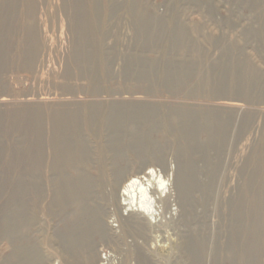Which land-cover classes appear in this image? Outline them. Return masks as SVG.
<instances>
[{"label": "rangeland", "instance_id": "1", "mask_svg": "<svg viewBox=\"0 0 264 264\" xmlns=\"http://www.w3.org/2000/svg\"><path fill=\"white\" fill-rule=\"evenodd\" d=\"M137 149L178 167L200 214L140 250L105 242L119 223L97 212L114 155ZM212 209L215 244L187 261L175 245L205 243ZM23 245L264 264V0H0V261Z\"/></svg>", "mask_w": 264, "mask_h": 264}, {"label": "bare ground", "instance_id": "2", "mask_svg": "<svg viewBox=\"0 0 264 264\" xmlns=\"http://www.w3.org/2000/svg\"><path fill=\"white\" fill-rule=\"evenodd\" d=\"M149 154L151 152L145 149L132 150L130 153L118 150L114 158L126 160L127 157V164L120 168L115 164L117 161L113 162L103 183L105 191L102 199L105 206L97 211L98 217L102 221L107 215L112 214L111 216L117 219L119 227L118 230L113 227L108 229L106 225L101 224V237L115 247L127 245L134 250H140L149 247L152 242L153 246L161 238L156 234H164L168 228H172L171 225L175 228L181 227L189 222L194 214L200 216L196 210L194 211L195 206L191 203L192 188L189 181L180 177L178 167L166 156L155 159L150 158L152 156ZM199 185V192H202L201 188L204 186L201 183ZM209 212L210 215L207 217L209 233L205 243L196 235L192 239L183 238L175 245L186 260L192 263L199 262L197 255L199 246L213 248L215 244L217 228L215 210ZM136 231L143 237L142 241L126 242L128 233ZM5 239L9 241L8 238ZM162 240H165V237L161 238L160 242ZM138 254L136 258L138 264H145L146 256L141 252ZM116 259L110 255L104 262L102 260L99 262L118 264ZM0 264H62V262L57 260L50 263L37 248L23 245L5 256Z\"/></svg>", "mask_w": 264, "mask_h": 264}, {"label": "built area", "instance_id": "3", "mask_svg": "<svg viewBox=\"0 0 264 264\" xmlns=\"http://www.w3.org/2000/svg\"><path fill=\"white\" fill-rule=\"evenodd\" d=\"M109 256H110V255L103 254L102 261L104 262V261H105V259H106L107 257H109Z\"/></svg>", "mask_w": 264, "mask_h": 264}]
</instances>
